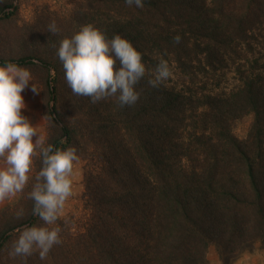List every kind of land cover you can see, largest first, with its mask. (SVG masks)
<instances>
[{
    "label": "trees",
    "instance_id": "16d2710c",
    "mask_svg": "<svg viewBox=\"0 0 264 264\" xmlns=\"http://www.w3.org/2000/svg\"><path fill=\"white\" fill-rule=\"evenodd\" d=\"M90 4L89 23L129 38L144 53L146 75L135 105L105 98L110 124L85 173L82 228L74 231L76 220L66 218L61 243L44 260L33 252L34 263L212 264L207 253L215 245L222 264H231L258 243L264 247V0ZM70 33L55 36L46 60L26 55L0 63L38 61L59 105L65 74L56 52ZM161 60L171 75L154 88L148 80ZM57 104L49 112L60 122ZM248 114L252 128L240 139L232 127ZM61 129L71 137L67 124ZM40 221L32 216L27 226ZM12 237L1 236L0 252ZM21 261L27 257H16Z\"/></svg>",
    "mask_w": 264,
    "mask_h": 264
},
{
    "label": "clouds",
    "instance_id": "9594fccd",
    "mask_svg": "<svg viewBox=\"0 0 264 264\" xmlns=\"http://www.w3.org/2000/svg\"><path fill=\"white\" fill-rule=\"evenodd\" d=\"M128 6L144 7V0H125ZM48 32L57 35L55 22ZM177 34L174 42L179 43ZM56 55L62 63L65 80L72 92L96 103L115 97L119 106H133L140 98L138 83L146 75L142 53L127 37L107 33L93 23L81 25L70 36L59 41ZM171 75L166 60L155 67L148 80L159 87ZM38 94L31 70L15 62L0 63V201L21 192L29 181L37 149L42 157L36 183L30 193L34 211L43 221L22 230L13 242L11 254L28 257L38 252L44 260L54 245L61 243V226L57 223L66 200L72 194L74 163L80 157L74 146L55 148L31 119L22 113L26 109L22 93L29 88ZM35 138V139H34Z\"/></svg>",
    "mask_w": 264,
    "mask_h": 264
},
{
    "label": "rangeland",
    "instance_id": "374dc122",
    "mask_svg": "<svg viewBox=\"0 0 264 264\" xmlns=\"http://www.w3.org/2000/svg\"><path fill=\"white\" fill-rule=\"evenodd\" d=\"M4 9L7 13L14 10V13L4 15L2 13ZM89 16H91L90 0H0V57L33 55L46 60L53 51H56V37L48 32V25L55 22L59 29L58 34L61 35L65 30H69L71 33L67 36H70L81 25L89 23ZM27 68L33 74L35 86L41 90L38 94H34L30 82L29 88L22 93L27 105L26 109L21 110L22 113L36 124L46 138V144L54 145L57 140L62 139L59 148L74 146L78 150L80 159L74 163L72 194L66 200L57 223L62 227L66 218L69 222L76 220L74 231H79L87 214L84 201L85 173L94 161L93 156L97 146L101 147L106 143H103L107 138L103 134L106 125L110 124L111 104L107 99L92 103L89 97L76 95L65 80V97L58 105L52 99L47 84L51 77L50 72L38 61ZM56 104L59 107L60 122L53 120L49 112V108ZM253 121V114L243 116L233 124V133L240 139L247 138ZM62 124H67L70 128L72 133L70 138L63 137ZM94 134L98 137L95 148L92 141ZM41 161L38 148L33 158L29 181L24 189L0 201V238L6 233H13L12 239L7 241L0 252V264H35L37 260L30 256L27 257L28 261L17 263L18 256L12 255L11 250L20 232L28 227L27 221L32 216L39 218L34 211V201L30 198V193L37 182L36 175L42 166ZM2 164L3 161L0 160V166ZM42 223L43 221H40V224ZM12 228H15L13 232ZM207 258L212 264H222L215 245L209 247ZM231 264H264V247L258 243L253 250L243 252Z\"/></svg>",
    "mask_w": 264,
    "mask_h": 264
}]
</instances>
